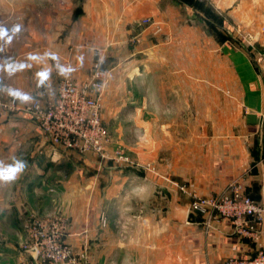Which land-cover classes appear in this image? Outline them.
<instances>
[{
  "label": "crops",
  "instance_id": "0c3cea01",
  "mask_svg": "<svg viewBox=\"0 0 264 264\" xmlns=\"http://www.w3.org/2000/svg\"><path fill=\"white\" fill-rule=\"evenodd\" d=\"M258 52L264 0H0L1 79L46 103L62 75L83 81L97 62L102 110L126 114L117 136L134 128V156L152 167L102 172L90 160L84 170L28 114L0 117V165L24 164L0 180V264H44L19 242L28 213L51 210L69 218L66 241L85 245L89 264H224L254 254L257 244L229 220L207 226L191 211L188 192L215 194L238 178L263 200Z\"/></svg>",
  "mask_w": 264,
  "mask_h": 264
},
{
  "label": "built area",
  "instance_id": "2783aa9c",
  "mask_svg": "<svg viewBox=\"0 0 264 264\" xmlns=\"http://www.w3.org/2000/svg\"><path fill=\"white\" fill-rule=\"evenodd\" d=\"M142 23H149L148 18ZM134 41L138 38L134 37ZM256 62L264 66V52H258ZM106 72L93 63L88 77L76 81L70 74L62 75L55 96L43 103L38 97L25 96L0 75V117L15 112L28 114L42 139L62 152L92 153L105 157L107 131L101 118V96ZM127 157L118 154L116 160ZM150 170L152 167H149ZM183 190V185H178ZM190 196L189 208L202 215L205 224L214 219H227L234 231L258 246L254 254L230 256L224 264H264V197L262 201L249 196L238 178L231 179L215 194ZM22 250L33 262L44 264H89L86 246L78 250L66 241L67 217L54 213L48 216L30 215L22 223ZM30 250H33L31 252Z\"/></svg>",
  "mask_w": 264,
  "mask_h": 264
},
{
  "label": "rangeland",
  "instance_id": "374dc122",
  "mask_svg": "<svg viewBox=\"0 0 264 264\" xmlns=\"http://www.w3.org/2000/svg\"><path fill=\"white\" fill-rule=\"evenodd\" d=\"M149 22H150V20H149ZM132 41L135 42L134 39ZM134 99L135 98L133 97V98L129 99V101H132L134 103ZM101 101H102V96H101L100 103H101ZM116 107H118V104H116ZM103 109H104V107H103ZM101 110H102V105H101ZM102 114H103V117H102ZM110 114L111 115H109V113H107V112L105 113L103 110L101 112L102 122L106 128L107 138H108L107 143H106V147H105V157L101 159L97 155H94V154L89 153V152L75 153L77 156V157L76 156L75 157L78 158L77 161L79 163V166L85 170L87 168V166H89L88 162H90V160H91V163H92V161H95V167H96V169H98L100 171L110 170V169L117 171V172L128 171V170L133 171L135 168L136 169L143 168L144 170L150 171L149 167L151 166V164L149 161L140 163V162H138V160L134 156L135 155L134 148L136 147V145H135L136 130H134V128H132V129L122 128L121 132H122L123 136H121L120 138L117 136V134L119 133L120 130L118 129V127L116 128L115 125L118 126L119 119L124 120L126 114L124 115V112H122V110H120V111L118 110L117 112H115V113L113 112ZM151 115L154 118H156V115H157L159 120H166V118L168 117V114H166V113H164V114L152 113ZM128 116H130V115H128ZM133 116H134V114L132 113V117H129L130 120H133ZM177 116H178V114H169V119H173V118L177 119ZM109 125H110V127H109ZM113 133H115V136ZM118 154H122L123 156H126L127 158L125 160L118 161V160H116V157ZM54 213H59V212L55 211V210H51V211H46V212H43L42 214H39L38 212L32 211V212L28 213L27 217L30 215L48 216V215H51ZM67 220H68V227H69L70 220L68 217H67ZM1 230H7V228L5 229V226H0V231ZM67 234H68V231H67ZM23 236H24V233H23ZM23 240H24V238H22V240L19 242V247L21 250H22L21 242ZM87 256H88V254H87Z\"/></svg>",
  "mask_w": 264,
  "mask_h": 264
},
{
  "label": "clouds",
  "instance_id": "9594fccd",
  "mask_svg": "<svg viewBox=\"0 0 264 264\" xmlns=\"http://www.w3.org/2000/svg\"><path fill=\"white\" fill-rule=\"evenodd\" d=\"M24 167L23 162L15 161L13 164L4 166L0 165V180H11L14 179L15 174L21 171Z\"/></svg>",
  "mask_w": 264,
  "mask_h": 264
},
{
  "label": "water",
  "instance_id": "95a60500",
  "mask_svg": "<svg viewBox=\"0 0 264 264\" xmlns=\"http://www.w3.org/2000/svg\"><path fill=\"white\" fill-rule=\"evenodd\" d=\"M31 252H33V250H30Z\"/></svg>",
  "mask_w": 264,
  "mask_h": 264
}]
</instances>
